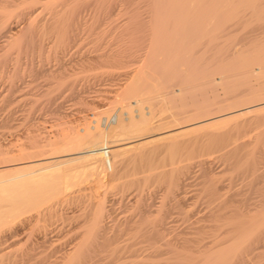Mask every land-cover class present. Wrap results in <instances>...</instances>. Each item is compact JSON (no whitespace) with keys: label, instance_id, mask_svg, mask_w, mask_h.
Instances as JSON below:
<instances>
[{"label":"bare ground","instance_id":"bare-ground-1","mask_svg":"<svg viewBox=\"0 0 264 264\" xmlns=\"http://www.w3.org/2000/svg\"><path fill=\"white\" fill-rule=\"evenodd\" d=\"M148 1L146 6L150 11L147 13L149 15L146 17L148 21L145 26L148 25L151 33L149 31L147 33L149 32L152 36L147 34L146 37H137L143 26V23L140 26L137 20L139 21V18L141 20V16L146 15H137L139 8H134L130 10L129 19L131 22L136 21L137 24L129 22L121 27L118 34L119 39L128 37L131 45L126 44L127 48L123 51L120 49L116 53L105 56L106 62L116 69L121 67L124 70L126 66L129 67L127 63L130 65L132 63L131 66L136 65L134 70L128 73L124 82L120 86L118 84L119 88L112 92V101L117 108L106 110L104 117L101 115V119L93 120L89 122L90 124L87 123V126L77 127L78 129L70 128L71 131L66 128L69 133L63 135L57 133L58 136L54 140L53 138L49 140V138L44 144L36 143L32 139L31 142L33 143L34 140L35 143L28 144L30 145L27 147L29 151H26V146V149L21 150L22 146L20 150L18 147L19 151L12 152L15 154L9 151L13 156H9L8 151L4 152L6 155L3 153L2 157H7L9 154L6 160L2 159L3 161L11 159L10 157H15V160L0 163V264H96V262L100 264L99 261L108 259V264H121L128 253L130 257L138 259L135 261L131 258L136 264H157L154 261L161 258L162 264H255L254 257L264 253V129L255 130L253 138L248 135L252 138H249L250 140H245V137L241 136L243 133L237 134L239 138L235 140L239 142L241 137L242 139L244 137V140L240 143L234 141L237 137L234 132L244 127H264V0ZM131 3L133 4V2H127L129 6L135 7L130 5ZM135 4L138 3L135 2ZM114 6L111 9L116 10ZM118 6L121 8L120 2L116 8ZM111 9L109 8L110 11ZM124 11L127 15L126 10ZM60 14L64 13L59 12ZM67 16L70 18L72 14H67ZM62 18L66 17L62 16ZM62 18L61 20L55 18L47 26L44 24L43 27L31 26L26 31L25 39L27 37L35 41L32 37L37 31L56 30V36L52 35L56 37L57 44L73 48V44H66L68 37L72 34L69 32L70 35L67 37L68 29L72 27L69 26L71 21L70 19L69 21L62 20ZM2 26L6 28L7 24H2ZM71 29L75 31V25ZM144 32L142 34H146V31ZM97 40L92 43L96 44ZM148 40L153 43V47L149 50L150 47L147 46L149 53H146L144 61L142 56H138L142 58L137 60L136 55L139 54L137 51L143 50L139 47L143 41ZM95 44L93 54L98 53L96 47L100 45L95 46ZM115 44L114 42L113 45L117 48L118 45ZM107 48L109 49L108 46ZM101 50L104 51V49ZM102 52L101 54L105 53ZM99 55L100 52L94 59L104 57ZM115 75L117 76L116 73ZM65 79L68 80V78ZM67 80L63 82L64 84L59 81L61 85L59 83L58 86L68 84L66 87H73L74 82L70 85ZM68 88L65 90L70 91L71 89ZM160 100H166L164 106L159 105ZM169 110H171L169 115L164 116ZM246 133L248 134V131ZM216 137H219V143L216 140V143L211 141ZM220 137H224L221 142ZM187 147L189 150L192 148L191 152L194 154L204 150L208 151V149V153H211L210 149H212L216 151L215 155L218 152L219 157L224 160L232 159L231 165L234 160V168L237 167L236 172L251 175H248L252 177L251 183L249 186L245 185L248 187L245 188L249 189L248 192L250 191L253 197L250 195L251 198H244L246 197L244 195V199L238 200L234 199L236 195L234 197V195H226V192L223 193L224 186L215 177L208 176V169L206 171V168H203L209 164L210 160L207 157L210 154L201 155L205 159L197 156L203 160H196L195 163L193 161L190 168L199 169L202 174L201 178L204 176L206 178L203 182L201 180L202 188H200L201 192L209 195L211 199L207 203L208 211L203 216L195 217V211H192L194 214L189 212L192 207L185 206L184 203H182L184 206H179V203L178 206L159 207L160 209L158 208L155 213H150V217L155 214L150 218L145 214L151 212L153 209L148 211L147 208L153 206H145L146 208L143 206L145 210H141L142 218L137 216L140 219L127 228L135 240L130 235L129 240L125 239L129 244L126 243V246L119 248L118 246L113 247L117 243L115 239L117 231L109 235V224L104 220L103 208L105 207L87 206L82 211V209H77L80 206H70L73 207L72 209H77V212L81 211V214H77L74 210L70 211L71 217L66 214L65 221L68 222L67 217H70L69 221L74 222L75 219H82V222L87 223L85 233L80 234V239L76 237L67 242L66 239L70 238V234L66 232V238L63 236L67 242L64 244L65 247L62 246L59 250L47 248V246L53 248L54 245L53 240L51 241L48 237L50 236L49 231L52 230L48 228H51L49 227L52 222L51 218L56 214V211L54 212L56 206H50V201L62 195V201L67 205L74 204L78 198L84 197L75 189L90 177L93 178L92 181L96 186H105V188L117 189L120 192L132 188L141 191L149 184L164 182V184L167 183L169 193L172 192L170 198L173 192H177L175 200L179 198V195L183 194L179 192L186 190L183 187L187 186V178L182 177H185L184 173L188 172L184 170H188V165L181 167L182 171L177 169L181 171L179 174L174 168L175 174L170 170L156 171L159 168L158 162L162 158L161 155L167 153L172 157L171 153H174L175 149L186 148L187 150ZM15 155L26 157L22 156L23 158L20 157L22 159L18 158V160ZM191 157L195 156L191 155ZM242 206H253L254 208L251 226L247 225L248 228L242 226L244 221L241 217L246 208ZM176 213L178 217L182 216L179 219L188 222L186 232L184 230L180 233L175 232L170 225L173 222L172 216ZM246 220L248 218H245ZM79 229L80 226L78 231ZM131 239L134 242L130 244ZM63 242L62 240L61 243ZM45 248L48 251L51 249L52 251L49 252L53 253L43 251ZM102 253L106 254L103 258L100 256Z\"/></svg>","mask_w":264,"mask_h":264},{"label":"rangeland","instance_id":"rangeland-1","mask_svg":"<svg viewBox=\"0 0 264 264\" xmlns=\"http://www.w3.org/2000/svg\"><path fill=\"white\" fill-rule=\"evenodd\" d=\"M8 1H9V3H7ZM57 1L58 0H0V4H1L0 5L1 6L0 7V11H1L0 14H2V15H0V26H1L0 27V35H1L0 36V158H1L0 163L7 162L8 160L11 161V159L15 160V157H10L11 159H7V161H3L4 160L3 158H5V160H6V158L8 157L9 154H10L9 156H13L12 154H15V153H12V152L19 151L22 146L23 147L21 148V150H23L25 148V146H26V148L30 147V145H28L29 143L33 144L36 142V143H43L44 144V142L46 140H48L49 138H50L49 140H52V138L54 140V138H56L58 136V134L63 135L64 133H69V131H71L72 128L76 129L77 127L81 128L83 126H87L86 125L87 123L90 124L89 122H93V120L95 121V120H98V119H101L102 117H104L106 110H109V109L114 110L117 108V106L112 101V99H113V93L112 92L116 91L119 88L120 84H122V82H124V80L127 78L128 73L133 71L134 67L136 65L131 66V65H133L132 63H131V65L129 63H127L129 65V67L126 66L127 68L126 67L124 68L125 71L122 70L123 68L121 69V67L116 69V68H113L112 65H110V63L106 62L105 56H106V54L116 53L120 49H121V51H123L124 49L127 48L126 44L131 45V43L129 41L130 39L128 37L125 36V37H123L124 39L123 38L119 39V37H118L119 36L118 34L120 33L121 27L126 25V24H129V22H131V20L129 19L130 14H131L130 10H133L134 8L135 9L139 8L137 10V12H138L137 15H140V14L146 15L144 17L141 16L142 21L139 18L140 23L137 20V23L140 24V26L143 23V26L141 28L142 30L140 29V32L138 33L137 37H139V38L140 37H146L147 34H148V36H152V34H150L151 30H150V28H148V25L145 26L146 21H148L146 19V17L149 15L147 13H149L148 11H150V10H148L149 8L146 6V5H148L146 3L147 2L149 3L148 0H138V1L137 0H118V1H116V0H109V1L108 0H97V1L96 0H65V1L61 0L60 1L59 0L58 2ZM134 1L137 2L138 4L136 5ZM63 2H65V3H63ZM119 2H120V6L122 5L123 7L121 6V8H120L118 6L116 8V6L118 5ZM127 2L128 3L133 2V4L131 3L130 5H134L135 7L129 6V4H127ZM123 3H125V4H123ZM52 4L54 6V9H53ZM104 4H106V5H104ZM114 5H116V6H114ZM124 5L125 6L127 5L128 9ZM70 6H72V7H70ZM112 6H114V8L117 11L118 10H120V11L117 12L113 8L111 9ZM103 7H105V8H103ZM68 8H70V9H68ZM109 8L111 9V11L109 10ZM140 8H141V10H140ZM71 10H74V11L72 12ZM112 10H114L115 12L114 11L112 12ZM124 10H126L127 15H128V12H130L128 17H127V15H125ZM3 11H4V13H3ZM63 11H65V12H63ZM104 11H106V12H104ZM30 12H32V13H30ZM59 12H62L64 14L59 15ZM106 13H107V15H105ZM110 13H112V14H110ZM67 14L68 15L72 14V16L74 15L75 17L70 16V18H68L69 16H67ZM92 15H94V16H92ZM62 16L66 17V18H62ZM81 16H83V17H81ZM31 17H32V19H30ZM55 18H58L59 20H61V18H62V20L66 19V21H69V19H70L71 22L74 20L73 21L74 23L72 22V24H71V22H69V26H72V27H70V29H68L67 37L70 35V33H72V34L68 37L69 39L67 40V43H66L68 45L73 44V48L62 47V46H59L57 44V41L55 40L56 37L55 38L53 37V35L56 36V34H57L56 30H53V31L52 30L37 31V33L32 37L35 39L36 42L33 40H29L27 37L25 39V34L27 33L26 31H28V29L31 26H34V25L37 27L38 26L43 27L44 25L47 26V24L50 21H53ZM73 18H75V19H73ZM1 19L3 22L1 21ZM46 19H48V20H46ZM112 21H114V22H112ZM76 22H77V24H75ZM80 22H81V24H80ZM132 23L137 24L136 21H133L130 24H132ZM2 24H7V27L3 28ZM73 24L75 25V28H76L75 31L73 29H71V28H74ZM86 28H87V30H86ZM92 29H94V30H92ZM78 31L81 33H79ZM144 31H146V34H142V33H145ZM147 31H149L150 33L149 32L147 33ZM38 34H40V35H38ZM37 35L39 37H37ZM88 35H90V36H88ZM103 36H104V39H103ZM114 38H115V40H114ZM27 39L29 40V42L27 41ZM44 39H46V40H44ZM96 39H98V40H97L96 44L94 43L95 46L97 44H100V45H97V47H96V49L98 50V51L97 50L96 51L98 53L94 52V54H93L92 50L94 51L95 49H93V48H95V47H94V44L92 42ZM117 40H118V42H117ZM31 42L32 43L34 42V43L32 44ZM101 42L104 43V44L102 43L103 46L104 45L106 46V50H105V46H104V48H102L103 46L101 45ZM114 42L116 43L115 45H118L117 48H115L116 46L113 45ZM147 43H148V45H146ZM90 44L92 47L89 46ZM2 46H4V47H2ZM100 46H102V47L100 48ZM107 46L109 47V49L107 48ZM120 46H122V47H120ZM147 46H148V48L150 47L149 50H151V48L153 47V43L149 40L143 41L142 45L139 47V48H143V50L142 49H139V50L136 49V50H138L137 53H139L136 55L137 60L139 58L138 56H142L143 61L145 60L144 57L146 56V53H149ZM118 47H120V48L118 49ZM58 48H60V49H58ZM101 49H104V51ZM112 49H114L115 51ZM102 51L105 53H103ZM110 51H112V52H110ZM99 52H100L99 56L102 55L104 57H99L97 59H94V57L96 55H98ZM101 52L104 55L101 54ZM68 53L69 54L71 53V54L69 55ZM92 54H93V56H92ZM89 56H91V57H89ZM141 58H139V59L141 60ZM103 61H105L106 64ZM96 63L100 66L96 65ZM90 64L91 65L93 64V65L91 66ZM96 66H98L100 68H98V67L96 68ZM109 66H111V67H109ZM101 68H105V69H101ZM110 68H113L114 70L110 69ZM110 71L115 72L117 74V76L115 75V73H112ZM118 74H119V76H118ZM122 74H123V76H122ZM57 78H59V80ZM65 78H68L70 83ZM66 80L70 85H71V82H74L72 84L73 87L70 85H69L70 88L66 87V86H68V84L63 85L65 87L58 86L59 83L61 85V82H59V81H62V84H64L66 82ZM118 84H119V86H118ZM75 85H77V86H75ZM71 87L73 88V90L71 89ZM67 88L71 89V90L66 91L65 89H67ZM84 89H85V91H84ZM92 95H94V96H92ZM162 101H164V100H162ZM162 101L161 100L159 101V102H161V104L159 103V105L164 106L166 103V100L163 102L164 104L162 103ZM99 103L103 104V105H100ZM95 104H96V106H95ZM106 105H107V107H106ZM104 106H105V108H104ZM108 106H110V107H108ZM217 111H219V110H217ZM101 112L104 114H102ZM169 112H171V110H169L168 113H166L164 116H166L167 114L169 115ZM97 113H99L100 115ZM101 115H102V117H101ZM96 117H98V118H96ZM70 123L72 124V126ZM69 125H70V127H69ZM66 128H69L68 129L69 131ZM258 128L260 130L264 129V127L260 128L259 126L258 127H252V128L251 127H249V128L244 127L243 129L239 130L238 132H234V134L237 136L236 138H234V141L238 142V140H235V139H238L239 138L238 135H240L242 133H243V135H241V136H244L245 140L252 139L253 138L252 135L257 131ZM247 131H248V134L246 133ZM244 133H245V135H244ZM235 135H233V137ZM248 135L252 136V138ZM244 137H243V139L241 137V139L238 143L242 142L244 140ZM32 139H34L35 142L33 140V143H32L31 142ZM222 139H224V137L223 138L220 137V142ZM215 140H216V142L218 141L217 143H219V137H216V139H213L211 141L214 143ZM212 142H209V143H212ZM18 147H19V150H17ZM179 150H181V149H175V152L171 153V155L173 154L172 155L173 159H171L172 157H170V155L168 156L167 153L163 154L164 156L161 155L160 157H162V158H160V160L158 162L160 169L158 168V170L156 172H158V171L167 172L168 170H170V172L175 174L177 169L182 171L183 168H181V167H186L188 165L187 166L188 170L184 169L185 172L186 171H188V172L184 173L183 176H185V177H182L183 179L187 178V180H186L187 186L185 185L183 187L186 190H182L184 192H182V191L179 192V193H183L182 195L185 198H183V196L180 194L179 195L180 197L176 198V200H175L177 192L176 193L173 192L174 194L170 198V195H172V192L169 193L167 185H166L167 183L164 184V182H161L163 185H161V183H158L155 185L149 184V186L147 185L148 187H145L142 189L143 192H141L142 190L141 191L135 190L134 188L123 190V192L122 191L120 192V190H117V189L111 190V189L105 188V186H96L94 181H92L93 178L90 177V179L83 181V183H81L79 188L75 189V191L78 192V194L81 193V195L84 197H80V195H79V197L81 199L78 198L77 202H75L74 204L67 205V203L62 201L63 200L62 195L60 198L58 197V199L50 201V203H49L50 206H56L55 207L56 209L54 210V212L56 211V214L54 216H52V218H51L52 222L50 219L51 223H50L49 227H51V228H48V229L52 230L51 232L49 231L48 234L50 236H48V237L51 241L53 240L52 243L54 245H53V248L47 246V244L45 246H47L48 249L51 248L53 250H56V249L59 250L62 248V246L65 247L64 244L67 243L68 241H71L72 239H75L76 237L78 239H80L81 238L80 234L85 233L84 231H86L85 226L87 223L85 224V221L82 222V219H75V222L72 220H71L72 221L71 222V221H69V219L71 217L70 215H71V212L73 210L76 211L77 209H79V210L82 209V211H83V209H85L87 206H101V207L103 206V207H105V208H103L104 209L103 212H104V216H105L104 220L107 224H109V228H110V234L109 235H112L113 232L117 231V237L115 238V239H117V243L114 244L113 247L118 246L119 248L124 247V245L126 246L127 244H129V242L126 240L130 239L129 236L131 235V233H129L130 231L127 230V228L132 223H134V221L137 222L138 219L142 218L143 213L141 210L142 209L145 210V208H146L145 206H153L154 207V208L151 207L149 209L147 208L148 211L153 209L152 210L153 212L151 211V212H148L147 215L145 214V216H147V217H150V213H152V214L155 213V211L158 210L159 207L161 208V206H178L179 203H180L179 206H182L183 205L182 203H184L185 206L192 207L191 208L192 210H190L189 212L194 214V212H192V211H195V214H194L195 217L203 216L208 211L207 210V208H208L207 203L211 199V197L209 195H208L209 196L208 197L207 194L201 192L202 186H200V183H201V180H202V182L205 181V179H206L205 176L203 178H201L202 174L199 171V169L190 168V166H191L193 161H194L193 163H195V162H197L196 160H198V161L201 159L203 160V158H201V157L207 156L208 154H210L207 157L210 160V161L208 160L209 164L205 165V167H203V168L204 169L206 168L205 169L206 171L208 169V171H207L208 176L215 177L216 180L224 186L223 193L226 192V195H230V196L234 195V197L236 195V197L234 199H238V200L241 198L244 199V198L250 197L251 192L250 191L248 192L249 189H246L248 187H246L245 185L249 186V183H251L252 177H250L251 175L248 173L246 174V173H240L238 171L236 172L235 169L237 167L235 166V168H234V164H235L234 160H233V164H232L233 168H232V165L230 164L232 159H228V158L226 159L225 158L226 160H224V158L219 157L218 152L215 155L214 152H216V151H213L212 149H210L211 153H208L209 149H208V151L207 150L201 151V152L207 153L206 155L201 153V152L196 153L197 154L196 155V154L191 152L192 148H191V150H189V147H187V150H186V148H183L181 151H179ZM7 151L8 152L11 151L12 154L9 152V154H7V157H5V156L2 157L3 153L4 152L6 153ZM26 151H29V149L27 148ZM5 153H4V155H6ZM179 154L180 155L182 154V155L179 156ZM191 155L195 156V157H191ZM201 155H204V156H201ZM22 156L23 155H21L20 157H22ZM197 156H201V157H197ZM20 157L16 156L17 159L18 158L22 159L24 156L22 158H20ZM197 158H200V159H197ZM204 159H205V157H204ZM189 160H190V162H189ZM168 161H170V162H168ZM184 161H186V163ZM183 162H184V164H186L185 166H183L184 165ZM163 163H164V165H163ZM180 163H182L183 165ZM228 163H229V166H228ZM173 168L176 169V171H174ZM171 169H173V170H171ZM179 170L177 171V174H179L181 172ZM217 170H218V172H217ZM228 171H231V172L229 173ZM185 174H187V175H185ZM192 174L194 176H192ZM224 175H227V176L224 177ZM245 175H247V176H245ZM248 175H250V176H248ZM241 176H243V179H241L242 178ZM229 179L231 181H229ZM245 179H246V181H245ZM247 179H248V182H247ZM187 187H189V188H187ZM83 188L84 189L87 188L86 191ZM92 188H94V189H92ZM79 189H81V190H79ZM235 190H237V191H235ZM242 190H244V191H242ZM193 192H194V194H193ZM140 195H141V197H140ZM244 195L246 197H244ZM247 195H249V196H247ZM123 197H125V198H123ZM251 197H253V196L251 195ZM204 198L207 200H205ZM59 199H60V201H59ZM171 199L175 200L176 203H175V201H173ZM184 200H185V202H184ZM136 202H138L139 204ZM70 206H80V208L72 209L73 207L71 208ZM83 206H85V207H83ZM134 206L136 207V209ZM193 206H194V208H193ZM69 207H70V209H69ZM242 207L243 208L246 207V208H244L245 212L248 209L247 210L248 213L246 212L247 215L244 214L245 213L244 212L243 215H245V217L243 215L241 217V220L244 221V222H242V226H244V227L246 226V228H248L249 225L251 226V222H252L251 218H253V215H254L253 214L254 212L252 210H254V208H253V206H250V207L242 206ZM129 210H131V211H129ZM187 210H189V208ZM139 211L141 214L139 213ZM80 212L81 211H79V212L76 211L77 214H79ZM175 212H176V210H175ZM66 214L67 215L69 214V216H70V217H67L68 219H66V220H68V222H71V223H68L67 221H65L64 217H66ZM134 215H136V216H134ZM176 215H177V217H176ZM137 216L140 218H138ZM153 216H155V214L152 215L151 217H153ZM180 217L182 218L181 215H179V217H178V213L173 214V216H172V220H173L172 223L173 224L171 223L170 225L172 226V228L174 229L175 232H178V233L184 232V231L186 232L188 222H185L184 219H179ZM62 218L64 219V221ZM245 218H248V220L245 221ZM54 219H56V220H54ZM76 220H78V221H76ZM53 222H54V224H53ZM245 222H246V224L243 225V223H245ZM39 225H41V224H39ZM69 225L70 226L72 225V227H70ZM78 225L80 226L79 231H78V228H79ZM34 227H36V225ZM63 230H65V231L63 232ZM182 230H184V231H182ZM56 231H58V232H56ZM68 231L70 233H68ZM71 231H76V232L72 233ZM77 231H78V234H77ZM66 232H67V234H70L69 235L70 238L66 239L67 242L65 240V238H66L65 236H67ZM119 233H120V235H119ZM34 234H37V233H34ZM130 237H132V235ZM134 238L135 237H132V239H134ZM132 239L130 240V244H131V242H134ZM62 240L64 241L63 243H61ZM118 240H119V243H118ZM58 242H60L62 245ZM113 247H111V248H113ZM48 249L46 250V248H45L44 250L43 249L42 250L47 251V252L52 251L51 249L48 251ZM49 253L52 254L53 252L52 253L49 252ZM105 253H102V255H100V256H102L101 258H103L107 254V253L106 254ZM261 254L262 255L259 254L260 257L259 256H257L256 258L254 257L255 260L253 259V262L255 264H256V262H259V260H261L260 262L264 263L263 262L264 261V253H261ZM129 255L130 254L128 253V256ZM128 256L124 257V262H122L121 264H136L135 261L138 259L135 260V257L129 256L130 257L129 258ZM131 258H133L135 261ZM126 259H128V260H126ZM108 260L107 261L102 260V261H99V263L101 262L100 264H106V263L108 264ZM154 262H156L157 264H162L163 260L161 258L160 260L157 259ZM260 262L257 264H261ZM96 264H98V262H96Z\"/></svg>","mask_w":264,"mask_h":264}]
</instances>
